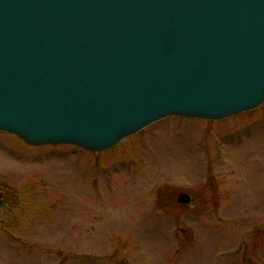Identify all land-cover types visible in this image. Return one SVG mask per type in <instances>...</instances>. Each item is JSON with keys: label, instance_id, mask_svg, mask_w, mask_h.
<instances>
[{"label": "water", "instance_id": "1", "mask_svg": "<svg viewBox=\"0 0 264 264\" xmlns=\"http://www.w3.org/2000/svg\"><path fill=\"white\" fill-rule=\"evenodd\" d=\"M264 103V0H0V131L105 151Z\"/></svg>", "mask_w": 264, "mask_h": 264}, {"label": "rangeland", "instance_id": "2", "mask_svg": "<svg viewBox=\"0 0 264 264\" xmlns=\"http://www.w3.org/2000/svg\"><path fill=\"white\" fill-rule=\"evenodd\" d=\"M263 114L264 105L217 121L168 117L102 154L30 145L0 131V183L16 189L22 206L33 204L20 215L34 221L35 209L47 208L44 194L56 192L46 218L60 221L62 264H264ZM207 169L220 206L191 207L200 216L186 221L144 217L141 197L152 184L194 188ZM35 224L39 236L24 240L53 248L43 243L46 224ZM7 243L0 236V264H10Z\"/></svg>", "mask_w": 264, "mask_h": 264}, {"label": "flooded vegetation", "instance_id": "3", "mask_svg": "<svg viewBox=\"0 0 264 264\" xmlns=\"http://www.w3.org/2000/svg\"><path fill=\"white\" fill-rule=\"evenodd\" d=\"M262 116H264V114ZM254 124L256 125V120H248L246 125L248 127ZM107 151L108 150L94 152L86 150L85 152L87 154H102ZM249 151L251 152L252 150ZM99 167V171L101 173H105L107 171L105 170L107 167ZM208 171L209 169H207V178H204V174L200 173L199 180H201V182L198 183V185L194 188L184 185H176L172 180H166L163 184L156 187L153 184H150L151 186L148 185L150 186L149 189L145 190L144 195L141 197L142 204L149 208V213L144 214V217H157L160 221L163 220L175 222L181 219L186 221L188 218H197L200 216L199 212L196 214L194 213L195 215L193 213H189L188 209L191 207H202L208 204L211 205L213 209H215L216 207L220 206V195L217 193L218 187L215 180L211 176V173ZM126 174H128V177H132L131 172H126ZM105 183L107 186L106 192L110 193V191L107 189L109 187V180H106ZM142 186H144V184ZM44 198L47 199L46 201L48 202L46 205L47 208L35 209L36 212H38L41 216L38 220L36 219V221L28 220L21 215L24 213L27 214V208L30 209V205L32 206L33 204L30 202V204L28 203L29 206H22L19 202L20 199L16 189L5 182L0 183V236L5 237L9 243L8 250L11 253L9 258L10 264H29L31 257V260L34 258V263L36 261L39 263L40 258L45 259V264L63 263L61 260L60 249L58 247L60 238V221L54 216L46 218V214L51 215L55 212L57 200L56 192H48L44 194ZM36 222H38V226L46 224L47 231L44 233L46 235L44 237L43 243L46 245L51 243V245L53 244V248H43L38 242L28 244L29 242L24 240L27 239L29 235L32 237L39 236L36 235V231L34 234L32 232L34 226H36ZM31 227H33V229ZM55 244L57 246H55ZM13 246L15 248H13ZM30 250L31 252H29Z\"/></svg>", "mask_w": 264, "mask_h": 264}]
</instances>
